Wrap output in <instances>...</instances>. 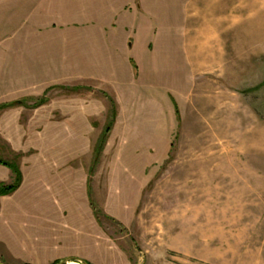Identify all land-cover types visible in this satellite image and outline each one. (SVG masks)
<instances>
[{"label":"rangeland","instance_id":"rangeland-1","mask_svg":"<svg viewBox=\"0 0 264 264\" xmlns=\"http://www.w3.org/2000/svg\"><path fill=\"white\" fill-rule=\"evenodd\" d=\"M60 1L58 17L82 18L90 6L117 2ZM129 4L147 16L137 26L154 44L153 52L134 50L137 82H127L119 62L121 80L106 76L104 85L71 86L61 82L64 69L58 67L60 82L45 93L42 88V98L19 99L11 111H0V160L25 165L24 189L44 180L86 186L99 227L83 210L77 232L75 217L67 214L58 218V239L51 236L61 243L38 248L34 231L44 227L32 205L20 207L24 189L17 188L0 196V264H264V0ZM14 20L10 40L29 28L27 19L15 14ZM46 36L38 34L43 49ZM61 37L58 48L64 47ZM24 69L10 71L19 79ZM28 69L42 82L54 75L52 66ZM125 83L134 97L118 115L105 90ZM112 108V129L95 163ZM9 173L0 165V181L12 183ZM75 253L81 256L76 262H54Z\"/></svg>","mask_w":264,"mask_h":264},{"label":"crops","instance_id":"crops-1","mask_svg":"<svg viewBox=\"0 0 264 264\" xmlns=\"http://www.w3.org/2000/svg\"><path fill=\"white\" fill-rule=\"evenodd\" d=\"M57 1H59V5L63 6L60 0H0V105L19 102V99L37 100L42 98V88L45 93L51 84L60 82L55 78V75L59 74L58 67L64 69V79L61 82L70 85L74 83L83 85L91 82L104 85L107 84L104 82L106 76L114 82H119L122 73L115 62H119L118 65L121 63L125 65L127 82H133L139 78L140 70L137 62L132 57L134 50L138 47L142 51L146 52L148 49L153 52L154 44L150 32L146 34V30L137 26L138 18L146 20L147 16L142 12L136 13L135 9L130 7V0H117L116 4L111 2L108 7H103L100 3H97L95 6H90L87 11L81 12L84 19L79 17L80 15H74L75 13H60L58 17L54 13L57 10L55 9ZM66 9H69V7ZM15 14H17L18 21L27 19L29 28L25 36L17 40H10L12 36H10L9 29L10 25L15 23ZM18 21L16 20V23ZM41 31L47 35L44 46L48 49L45 47L43 49L40 43L41 40L38 38ZM57 36H62L59 40L64 42V47L58 48ZM57 48L63 50L64 54L57 55ZM43 50L45 54L42 57L41 52ZM194 50V45H191L189 51L193 52ZM195 56L200 58V53L197 52ZM44 61L46 64H44ZM56 61H63V65H54ZM133 63H135L136 68L138 67V71L134 70ZM42 65L54 67V75L47 77L43 82L40 76H32L31 74L34 71L31 72L28 69ZM200 65L201 63H198V66ZM14 67L25 68L19 79L15 75L16 71H10V68ZM42 83L48 84L42 86ZM120 87L123 88L120 89ZM130 87L125 83L123 86L116 85L117 89L110 87L109 90H105L117 103L118 115L125 111L123 110L125 105L129 104L131 98L134 97L133 90ZM65 97L68 98L69 96L66 95ZM41 107H34V110ZM7 110L11 111V108L8 107L0 111ZM26 159L29 160V157ZM72 160L70 157L69 162H72ZM34 163H39V160ZM17 166L21 174V183L17 189L19 192L22 188L24 189L22 166L25 165ZM57 169L58 166L55 167V171ZM2 171L6 172L5 170ZM49 171H52L51 166ZM9 172L10 179L13 174L10 169ZM88 174L89 171L86 175V181L90 178ZM43 175H45V171L41 177ZM7 182L0 181V184H9ZM35 184L38 186L26 187L18 196L22 204L20 207L27 208L32 205L33 215L38 227H44L34 231L38 248L47 249L61 243L58 240H52V238L56 237L58 233V218H64L67 214H72V217H75L72 226L75 227L77 232L82 227L83 210L86 216H88L90 210L94 224L99 227L93 215V204L90 196H88L86 186L85 188L57 187L51 186L52 183L47 182V180L42 183L36 181ZM140 188L141 186H139V192ZM62 233L63 230L61 229ZM79 257L81 256L75 253L74 255H58L53 259L54 262H58L60 258L72 259L70 262H76Z\"/></svg>","mask_w":264,"mask_h":264},{"label":"trees","instance_id":"trees-1","mask_svg":"<svg viewBox=\"0 0 264 264\" xmlns=\"http://www.w3.org/2000/svg\"><path fill=\"white\" fill-rule=\"evenodd\" d=\"M16 103H19V102H16ZM13 105L14 104L0 105V110L6 109L8 107H12ZM112 110H113V112H112ZM115 114L116 113L114 112V108H112L110 111V118H109L110 121L107 123L106 127L103 129V131L100 134L99 139L95 145V148H94V152H95L94 161H95V163L98 162L99 153L103 149V146H104L106 139H107V135L110 133V131L112 129L111 125L113 124ZM0 165L8 167L13 174L12 183L0 184V196H6V195L13 193L19 187V185L21 183V174H20V171H19L17 164H15L13 162H7V161L0 160ZM92 172H93V169H90V174ZM93 212H94L96 219H98L99 214H98V211L94 207H93Z\"/></svg>","mask_w":264,"mask_h":264}]
</instances>
